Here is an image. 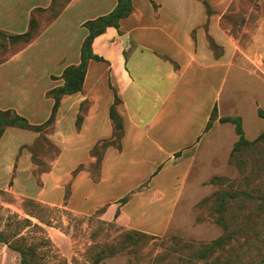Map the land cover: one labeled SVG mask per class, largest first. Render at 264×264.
<instances>
[{
    "label": "crops",
    "instance_id": "1",
    "mask_svg": "<svg viewBox=\"0 0 264 264\" xmlns=\"http://www.w3.org/2000/svg\"><path fill=\"white\" fill-rule=\"evenodd\" d=\"M130 1L132 12L119 27L94 38L92 52L101 60H90L81 90L60 100L49 129L57 152L39 186L29 147L40 133L21 128H7L0 139V179H26V196L44 205L81 216L101 213L125 229L162 236L172 226L191 167L209 155L206 137L223 126L218 121L207 130L212 113L228 115L232 104L224 112L221 103L230 78L259 71L262 60L258 47L243 46L226 26L238 0ZM117 5L0 0V31L33 33L27 46L0 59V110H14L34 126L46 123L55 105L49 93L64 85L66 69L81 62L90 34L85 24ZM116 101L120 146L103 151L95 173L92 151L113 137Z\"/></svg>",
    "mask_w": 264,
    "mask_h": 264
},
{
    "label": "rangeland",
    "instance_id": "2",
    "mask_svg": "<svg viewBox=\"0 0 264 264\" xmlns=\"http://www.w3.org/2000/svg\"><path fill=\"white\" fill-rule=\"evenodd\" d=\"M226 26L240 44L260 49L261 68L230 78L221 103L224 112L225 104H232L226 110L228 115L220 118L216 109L210 129L218 121L223 126L206 137L209 155L191 167L168 232L150 236L105 221L101 213L81 216L44 205L26 196L28 181L19 178L16 183L14 175L8 182L0 179V264H24V259L29 264H206L198 258L200 250L225 235L224 225L236 233L233 250L248 247L251 255L259 254L255 259L264 257V142L232 155L239 135L231 122L238 117L242 120L244 136L250 142L264 133L260 116L264 111V0H238ZM32 38L0 31V50H6L0 59L27 46ZM50 127L45 126L29 147L31 172L38 186L57 152L50 142ZM234 136L232 148H227ZM90 168L98 172L97 165ZM224 194L236 198L221 207L218 203Z\"/></svg>",
    "mask_w": 264,
    "mask_h": 264
},
{
    "label": "trees",
    "instance_id": "3",
    "mask_svg": "<svg viewBox=\"0 0 264 264\" xmlns=\"http://www.w3.org/2000/svg\"><path fill=\"white\" fill-rule=\"evenodd\" d=\"M132 12V4L130 0H118V5L114 11L110 14L100 17L94 21H90L85 24L89 29L90 34L84 41L81 50V62L78 66L70 67L65 70L62 78L65 80V83L62 87L52 90L49 95L52 96L55 100V105L52 111L51 118L40 126H34L29 123V121L19 115L14 110H0V124L3 126L0 128V139L2 138L5 130L7 128L15 127L26 130H31L34 132L40 133L45 126L53 125L56 117V111L60 105V100L64 95L74 94L79 92L82 88V84L87 72L88 64L90 60H101L98 56L94 55L92 52V42L96 36L101 35L105 32L107 27L114 26L119 27V22L121 19L128 17ZM208 7V13H210ZM33 33L30 31L24 35H15L16 38H26ZM31 42V40L29 41ZM112 106L110 111V117L114 126V134L110 140L103 141L92 151L93 156L97 157V163L95 165L99 166V162L102 156L103 151L110 145L120 146V140L122 137V121L118 116L115 105ZM216 110L212 113L211 119L208 123V130L210 129L212 123V117L215 114ZM260 116L264 118V111H260ZM222 120V119H221ZM81 121V117L78 119V125ZM236 125V133L239 135V140L234 144L232 155L240 153L246 148L252 147L256 144L264 142V133L258 136L254 142L248 141L244 136V131L242 128V120L238 118L231 119ZM236 198V195H227L224 194L220 199L219 203L222 207L223 205H228L230 201ZM226 233L224 236L212 241L211 243L205 244L200 250L198 256L199 259L204 260L206 264H264V257L255 259L259 254H250L249 248L247 247L244 251L233 250V244L237 243L235 231H229V227L224 225ZM1 241V237H0ZM223 252H228L227 255L221 256ZM23 256V253H22ZM24 264L27 263L26 259L23 261Z\"/></svg>",
    "mask_w": 264,
    "mask_h": 264
}]
</instances>
